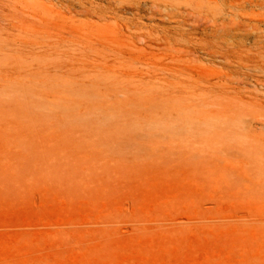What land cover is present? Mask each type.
Masks as SVG:
<instances>
[{"label": "rangeland", "instance_id": "1", "mask_svg": "<svg viewBox=\"0 0 264 264\" xmlns=\"http://www.w3.org/2000/svg\"><path fill=\"white\" fill-rule=\"evenodd\" d=\"M0 264H264V0H0Z\"/></svg>", "mask_w": 264, "mask_h": 264}, {"label": "bare ground", "instance_id": "2", "mask_svg": "<svg viewBox=\"0 0 264 264\" xmlns=\"http://www.w3.org/2000/svg\"><path fill=\"white\" fill-rule=\"evenodd\" d=\"M260 83V82H259ZM43 85V84H42ZM55 90V89H54ZM56 91V90H55ZM23 93V92H22ZM28 95V94H27ZM8 106V105H7ZM44 107V106H43ZM167 148V147H166ZM162 153V152H161ZM165 154V153H164ZM27 162V161H26ZM25 162V163H26ZM114 169V168H113ZM96 181H97V179H96ZM14 184V183H13ZM34 199V198H33ZM96 200V199H95ZM108 213V212H107Z\"/></svg>", "mask_w": 264, "mask_h": 264}]
</instances>
